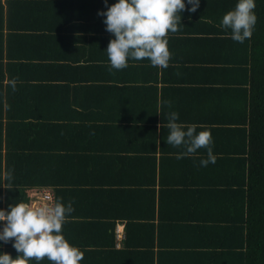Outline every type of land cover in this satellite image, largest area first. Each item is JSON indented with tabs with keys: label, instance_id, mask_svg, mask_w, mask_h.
<instances>
[{
	"label": "crops",
	"instance_id": "crops-1",
	"mask_svg": "<svg viewBox=\"0 0 264 264\" xmlns=\"http://www.w3.org/2000/svg\"><path fill=\"white\" fill-rule=\"evenodd\" d=\"M236 3L201 0L193 13L186 5L178 31L167 36L166 68L143 59L115 70L105 51L114 36L97 14L103 0H0L1 184L11 143L9 154H30L34 178L54 181L62 202L72 204L62 231L83 251L81 264H211L220 254L214 244L223 238L212 221L160 231L159 204L152 208L149 188L159 195L161 170L169 184L191 183L192 175H181L189 173L179 167L190 164L182 158L205 149L177 157L185 149L167 145L166 113L178 112L179 122L197 125V132L209 130L214 149V128L246 112L257 44L252 35L236 42L219 26ZM91 147L92 170L83 167ZM155 167L158 181L150 187ZM210 178L206 172L200 181ZM44 190L55 195L56 188L28 194ZM40 264L52 262L45 257Z\"/></svg>",
	"mask_w": 264,
	"mask_h": 264
},
{
	"label": "trees",
	"instance_id": "trees-1",
	"mask_svg": "<svg viewBox=\"0 0 264 264\" xmlns=\"http://www.w3.org/2000/svg\"><path fill=\"white\" fill-rule=\"evenodd\" d=\"M255 3L254 11L257 21L252 29L254 33L251 40L254 38L252 40L254 48L256 43L258 51L253 52L245 114L241 119L231 117L221 124V128H214L217 130L213 131V137L218 139L215 142L217 147L212 148L215 163H209L204 167L196 162L207 159L206 149L199 150V156L184 158L177 156L190 162V164H185L187 166L179 168L189 173H181L185 178L188 179L192 175L191 183L183 182L181 186H179L180 182L169 184L164 170H161L162 180L160 179L159 183L162 185L159 188V195L156 188L152 191L149 188V200H152L150 204L154 205L152 208L155 207L156 200L159 204L160 231H163L164 225H166L167 232H171L175 227L178 229V225L183 230L182 228H186L192 221L209 220L219 225L218 229L221 233L218 237L223 239L219 245L214 244V247L218 246L214 249L220 251V254L214 255L211 264H264V0H255ZM8 5H10L9 1ZM226 129H229V135ZM226 135L228 136L227 141ZM10 146L11 143H7L5 175L11 171L13 179L10 184L5 185L4 192L0 188V208L7 209L11 203L30 204L31 198L28 191L37 187L54 186L56 188L55 201H64L54 181L48 182L34 178L35 171L30 172L32 169V164L28 159L30 154L13 157V154H9ZM93 151L91 147L89 149L91 157L83 159L85 169L90 167L89 164L94 163H88L94 159ZM13 160L16 161L12 162ZM193 162H196L197 166L193 165ZM124 163L127 164V162ZM119 165L120 163L115 167ZM90 169L92 170L91 167ZM195 172H200V176L194 175ZM206 172L210 174V180L200 181V177ZM157 181L155 167L149 186L157 184ZM92 195L90 193L88 197ZM171 196L173 204L170 203ZM67 197L70 198V195L68 194ZM185 201L188 202L186 205L188 208L184 206ZM204 203L205 206H202ZM199 213H203V217H199ZM83 217L86 219L92 215L83 214ZM95 219L94 217L93 220ZM170 226L171 230H169ZM213 228L214 232L218 231L217 227ZM0 244H2L0 251L16 257L17 252L12 247L11 241L0 242Z\"/></svg>",
	"mask_w": 264,
	"mask_h": 264
},
{
	"label": "clouds",
	"instance_id": "clouds-1",
	"mask_svg": "<svg viewBox=\"0 0 264 264\" xmlns=\"http://www.w3.org/2000/svg\"><path fill=\"white\" fill-rule=\"evenodd\" d=\"M105 9L98 10L105 30L113 34L106 48L111 69L121 70L129 61L148 59L152 66L166 68L172 53L168 47L169 32L178 31L181 13L186 9L196 12L201 0H115L109 5L103 0ZM255 0H237L235 7L225 13L220 21L222 29L231 30V38L243 43L252 35L256 24ZM190 18V17H189ZM169 133L167 145L183 146L181 156L191 155L199 149L207 150V159L201 166L215 163L212 136L209 130L197 132V125L179 122V113H166ZM13 179L9 171L4 177L5 187ZM74 211L72 204L60 200L54 203L33 205L25 202L9 204L0 208V242L11 241L18 253L15 258L0 251V264H40L45 257L52 264H81L84 253L64 236L62 227L68 215ZM2 247V244H0Z\"/></svg>",
	"mask_w": 264,
	"mask_h": 264
},
{
	"label": "built area",
	"instance_id": "built-area-1",
	"mask_svg": "<svg viewBox=\"0 0 264 264\" xmlns=\"http://www.w3.org/2000/svg\"><path fill=\"white\" fill-rule=\"evenodd\" d=\"M55 201V195L51 191H39L34 194V196L31 198L30 204L33 205H39V204H44V203H54ZM117 236L119 238H122L121 231L118 229L117 230Z\"/></svg>",
	"mask_w": 264,
	"mask_h": 264
}]
</instances>
